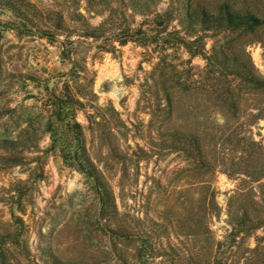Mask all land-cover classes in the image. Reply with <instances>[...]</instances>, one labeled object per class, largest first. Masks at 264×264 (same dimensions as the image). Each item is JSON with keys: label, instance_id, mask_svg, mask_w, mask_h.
I'll use <instances>...</instances> for the list:
<instances>
[{"label": "rangeland", "instance_id": "374dc122", "mask_svg": "<svg viewBox=\"0 0 264 264\" xmlns=\"http://www.w3.org/2000/svg\"><path fill=\"white\" fill-rule=\"evenodd\" d=\"M29 1L48 16L61 13L66 29L50 42L0 28V139L26 140L27 121L38 127L49 93H60L65 82L81 96L94 90L97 97L87 108L94 124L81 110L77 119L106 190L67 166L40 130L30 139L42 135L37 145L9 153L0 144V264H207L209 251L233 229L230 205L255 215L264 210L262 181H256L264 173V89L241 85L238 107H229L218 82L204 75L202 56L192 57L172 41L163 44L164 34L146 44L120 42L133 33L126 31L129 23L154 35L161 28L153 21L157 13L170 11L174 30L185 14L180 0H160L148 15L134 14L128 0ZM78 12L93 26L112 13L115 25L90 38ZM0 19L20 24L6 9ZM222 37L207 38V49ZM62 41L78 69L87 68L77 80L69 75L72 64L61 59ZM248 50L264 76V46L254 43ZM161 61L169 64L167 86L185 78L193 83L174 89L172 119L157 117L152 75ZM174 130L189 141L196 135L199 149L158 151L163 135ZM262 237L258 228L235 245L254 248Z\"/></svg>", "mask_w": 264, "mask_h": 264}, {"label": "trees", "instance_id": "16d2710c", "mask_svg": "<svg viewBox=\"0 0 264 264\" xmlns=\"http://www.w3.org/2000/svg\"><path fill=\"white\" fill-rule=\"evenodd\" d=\"M77 2L78 0H73ZM127 1V0H123ZM160 0H128L127 5L134 14L148 15L154 13L155 6ZM184 3L185 14L179 18V25L174 30H170L172 13L167 11L163 14H155L153 19L155 26L161 27L156 30L154 35L143 32L142 28H132V23L127 25V33H131L126 38H120L122 44L129 41L146 44L151 38L159 39L160 34H164L161 42L166 44L172 41L171 45L183 46L192 57L202 56L206 60V66L203 73L206 76H212L222 91L221 100L223 105L229 107H238V98L241 85L250 86L256 89H264V76L257 68L248 46L254 43H260L264 46V0H180ZM175 3V2H174ZM0 9L9 10L20 19V24L9 20L0 19V28L12 29L19 35L36 34L41 38H46L50 42L59 41L58 32L66 29L64 25V16L59 12H54L52 16L43 13L29 0H0ZM78 16L85 27L86 35L90 38H99L108 34L113 29L112 13L98 26L91 25L86 16L78 12ZM124 15L126 16L125 10ZM127 17V16H126ZM127 20V18H126ZM121 29V34L126 33ZM143 33L145 38L137 37V34ZM126 35V34H125ZM223 35L216 41L212 48L207 49L206 39ZM173 37V38H171ZM150 38V40H149ZM148 39V40H147ZM173 39V40H169ZM68 41V40H67ZM67 41H62L61 52L62 61L72 64L69 75L77 80L82 75L81 69H87L82 66L78 69V62L72 60V53L66 48ZM166 61L161 63L153 71V86L157 99H159L160 119H172L176 111V87L188 89L193 83L185 78L179 84L167 86L166 70L169 68ZM178 71L177 65H173ZM189 83V84H188ZM71 90L69 83L65 82L60 93L51 91L44 107H47L48 113L39 122L38 127L32 122L27 121V128L24 130L26 140L22 139H0L8 152H14L17 147H30L31 143L36 145L40 142L42 135L36 138V142H30L32 133L40 130L49 135L51 140V149H59L64 163L84 174L87 178L93 180L96 188L100 191L106 190L103 182L102 170L90 154L85 140V128L77 119L79 110L84 111L87 120L94 124V114L88 113V105H93L97 97L94 90L89 94H83ZM165 99L167 103L161 106V100ZM93 107V106H91ZM112 110L120 114L115 107ZM99 123V122H98ZM119 123L127 129L130 126L121 118ZM37 128V129H36ZM158 135L162 133L158 130ZM163 140L157 143L158 151H176L181 152L191 146V150L199 149L196 135L192 140H187L183 131L174 130L163 135ZM189 143V144H188ZM256 181H262L259 184L260 200L264 202V173ZM255 195L253 202L255 201ZM104 204H107L104 201ZM229 222L233 229L226 237L225 241H218V248L209 251V260L207 264H264V238H258L257 245L254 248L245 246L242 250L241 245H235L241 234L249 235L250 232L262 228L264 230V210L259 214H252L249 208L239 211L232 204L230 205ZM238 242V241H237ZM240 243V241H239Z\"/></svg>", "mask_w": 264, "mask_h": 264}]
</instances>
